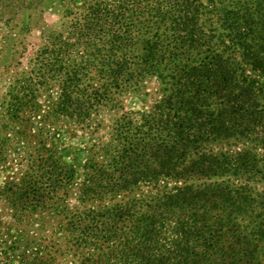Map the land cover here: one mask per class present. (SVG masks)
Returning a JSON list of instances; mask_svg holds the SVG:
<instances>
[{"label": "trees", "instance_id": "16d2710c", "mask_svg": "<svg viewBox=\"0 0 264 264\" xmlns=\"http://www.w3.org/2000/svg\"><path fill=\"white\" fill-rule=\"evenodd\" d=\"M0 30V264H264V0H0Z\"/></svg>", "mask_w": 264, "mask_h": 264}, {"label": "rangeland", "instance_id": "374dc122", "mask_svg": "<svg viewBox=\"0 0 264 264\" xmlns=\"http://www.w3.org/2000/svg\"><path fill=\"white\" fill-rule=\"evenodd\" d=\"M53 16H47L48 19H52ZM3 32L0 30V56H1V45H2V36ZM35 37H31L30 40ZM130 110L139 109L141 104L138 100H130L127 103ZM84 139L81 137L80 132H72L69 134L63 135L58 142V150L63 156L64 160L72 165L78 171H81V168L85 162L86 155L84 150V145L82 143ZM3 181V174L0 172V184Z\"/></svg>", "mask_w": 264, "mask_h": 264}]
</instances>
